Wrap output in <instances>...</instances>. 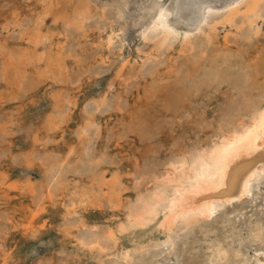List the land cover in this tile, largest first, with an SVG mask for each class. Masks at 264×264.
<instances>
[{
  "label": "bare ground",
  "instance_id": "6f19581e",
  "mask_svg": "<svg viewBox=\"0 0 264 264\" xmlns=\"http://www.w3.org/2000/svg\"><path fill=\"white\" fill-rule=\"evenodd\" d=\"M66 2V5L73 7L74 11H71V19L70 21H67L70 23L72 22V24L76 26V29L79 28L78 32L80 35L82 33H86L89 30L87 28H93L88 26L89 24L84 23V19L86 20V18H90V15H92H88L90 13V9H93L92 7L90 8L91 4L89 5L88 0H77L76 3L72 2L71 0H66ZM136 5L141 8V13L139 16L145 19L144 22L139 24V27L141 28V33H139V41L143 43V47H137L138 59L134 58L133 61H131L130 55H123L121 59L122 67H118L114 74V76L118 77L117 79L121 80L126 90L119 89L118 86H115L114 82L111 81L107 84V87L104 89V91H101L96 96L91 98L89 97L91 100L87 101L83 108L85 111L84 115L81 113L79 114V116H83L84 122L76 125L78 126L76 127V131L78 133L77 135L82 137L87 135V133L89 135V138L85 137V139H87L85 140L87 141L84 144L85 147L80 148L83 150H78L79 152L77 153L75 149L76 147L74 148V146H70L67 148L65 153H59L58 155V153H52L55 148L47 149V152L51 151V153H45L46 148H44L45 150L42 148V150H44V152L42 151L43 153L34 155V159L37 157L39 160H41L43 167L39 170L42 169L41 171L43 172L41 173L39 180H32L29 177L25 178V185L29 186L27 189L29 188V190H31L30 192L32 193L35 192L32 194V197L34 199V205L36 208H31V214L28 218L29 220L24 224V226L26 230L31 228L29 230L32 231L35 220L38 219L37 217H40V215L37 214L39 212L41 213L46 211L47 205L45 202H43L44 196L50 194V196L53 198L58 194H54L55 190L51 186L50 182H56L53 184L55 189L62 186V188H64L66 180L63 181L62 176L58 178V174L60 172L63 174V172L66 171L79 170L80 175L83 172H85L84 174L88 175L93 170H99L101 167H104L105 164H108V160H110V156L112 154H110L107 149L102 150L99 149L101 147H94L92 144L93 140L91 138L94 135L96 137L95 139L100 138L99 135L101 133L100 128L102 121L106 120L107 117L112 114L117 115V112L119 113V111H122L126 108L127 103L124 104L125 102L123 103V101L127 98L126 96L132 92L130 89L135 85L139 86L141 81L144 84L149 83L150 81L147 82V79L150 78L152 80V83L150 84L153 88L149 86L151 88L149 89V94H144L145 92H143V89L142 92L145 97L147 96L149 101L146 102L152 106H147L144 108L141 106L142 104H139L138 107L134 106L135 108L130 107L125 109L126 111L124 110V112L128 111L125 115L124 112H121L122 116H120L121 113L118 114L119 116H117L120 117L119 125L122 123L125 124L129 118V120H131V123L127 122V124L124 126V131L120 132V136L123 137L128 135V133H133L135 131H137V135L140 131L142 132L140 134L142 141H150L152 137L154 138L158 136L162 140V143L160 144L162 147L167 143L165 139L162 138V134L166 136L168 131V137L172 139L174 130L180 131V134L187 130L190 133V138H192V144L186 149H182V136H180V139L174 143L170 140V142L173 143L174 148H172L168 155L162 158L160 162L154 163L152 166L150 165L151 162L149 163L146 161V163L143 164L144 168L139 170L138 174L136 172L137 175H135L134 180H132V186L134 189H136V193L133 198L128 199L126 202H124V205H122V215L116 219H110L103 227L98 226V228H96L97 225H92L93 230L88 234H84L82 232L78 233L79 235L76 234L77 238H79V241H77L79 242L78 245L81 248L87 250V252L90 253H88V255L95 256V262L97 264H133V262L137 260V254L140 255L144 252L146 253V250H149V248L156 245L163 246V249H161L162 256L160 259H158L159 263L157 264H186L181 260L180 257V246L182 244L180 239H178L181 234L180 231L187 227L195 226L202 220H208L220 207L229 205L236 200H240L246 196H249L253 192L254 188L259 187L260 184L264 182V75L261 77L262 79L259 78V75L264 73V45H262L263 48H261L259 51L257 47L253 49V45L257 46L256 43L261 39V37H263L264 40V33H261L262 30L259 24V20L264 19V0H107L105 3H102L99 6V13L94 11L95 9L93 12L100 14L104 20H107L108 12L106 13V10L108 7L113 8L114 16H116L118 20L120 19L121 23H119L118 26H115L109 22V30L107 29L108 32H106L99 41L97 39V46L95 45L96 47L94 50L103 46L101 50L106 48L108 52L113 51V45L117 41L123 40V34L121 31L123 30L124 24L126 22L125 18L127 9H132V7ZM94 16L92 15V17ZM92 17L91 19L95 18ZM22 18H24V16ZM109 19L111 21V18ZM24 21H21L20 24L23 25L24 23H27V21ZM220 25L223 27L229 25L234 30H232L231 33L225 34L222 41L220 38H218L219 32L217 33L218 26ZM98 27L100 29L102 28L101 26ZM67 29H69V27H67ZM67 29H65L66 32L68 31ZM12 34L14 35V33ZM37 34L38 39L34 42H41L43 40L44 34ZM83 35L85 36L86 34ZM69 38H66V44H64L66 42H64V40H66L64 38V43L59 41V43H56V45H58H55L53 49L51 46L52 40L50 43H46L44 39L43 45L45 46V49L43 53L37 52V54L33 52L31 55H23H25L24 57H27V61L29 63L31 62L30 58L35 57L37 60H39L44 56L46 60L44 61L46 63L45 65L54 67L56 70V72H54L57 74L59 73V75L62 73V69L63 74L64 69L65 71L67 69L64 75L66 78L68 76L70 79V72L72 68L69 66L67 67V57H78L79 54L80 56L86 55L87 57L88 53L90 56H92L95 51L96 56L97 54L98 56H101V53H98L97 50L92 53L89 51L87 54H85L87 51L84 52V50L81 51L84 52V54H81L80 52L78 53L76 51L78 48L76 47L80 46L79 35L73 34L70 35ZM28 39L30 40L29 37ZM34 42L33 45L36 46ZM82 44L81 46H83L85 43L83 45ZM87 44L88 42H86L85 45ZM233 44H235V46H233ZM121 47L116 52L121 53L119 52L123 50ZM10 48H13V46ZM25 48L26 46H24V49ZM40 48H42V46ZM91 49V51H93V48ZM20 51L19 54L21 55V52L24 51ZM37 51L39 50L37 49ZM15 53L17 54V52ZM1 55L3 56V54ZM120 55H122V53ZM90 56L88 55V57ZM3 57H5V55ZM8 58L9 57L7 56L6 60H9ZM21 59H23L22 56ZM3 60L5 61V58ZM3 60L1 61L0 59L1 62H3ZM19 60L20 59H18V62ZM86 60L88 61V58H86ZM23 61L21 62L23 63ZM33 61L35 60L33 59ZM94 61L105 63L107 62V59L103 56L100 58L94 57ZM10 62L12 64V61ZM76 62L79 63L78 60H76ZM110 63L112 62L110 61ZM75 64L77 63H74V65ZM37 65L39 66L38 63ZM126 65L127 68L124 67ZM9 66L10 65H8V67ZM11 67L13 68V71H15L14 69L16 66L12 65ZM11 67H9V69ZM18 67L21 69L20 65ZM27 67L29 68V66H26L25 69ZM44 67L46 68V66L41 67V71L39 70L40 73L43 71L42 68ZM75 67L77 68V65ZM80 67H82L80 75L77 77L78 79H76V81L79 82L80 79L84 78V76L89 72H95V74L103 75L105 71H108V73L110 71L109 66L107 65H103L101 66L100 70H95L93 72L89 70V68L84 70V65H81ZM102 67H105V69ZM4 70L5 69H3V71ZM48 72L49 71H47V74ZM2 75H4L3 72ZM37 76L40 77V74H37ZM88 77L91 78L92 76H87L86 78ZM41 78L43 77L41 76ZM52 78L55 80L54 76ZM7 79L10 78L7 77ZM114 80L115 79H113V81ZM57 81H59L58 78L56 82ZM70 81L74 82L73 79H70L69 82ZM118 81L119 80H117V82ZM30 82L31 83L29 85L31 87L32 80ZM62 82L64 83L65 80ZM121 82L118 85H120ZM187 83H189V85H187ZM223 83L230 85L232 89H236L234 90L235 92H233L234 94L230 92L231 94L229 95V92H227L226 89L223 90ZM12 86H15V84ZM77 87L79 86L77 85ZM4 90L6 89L4 88ZM8 92L11 93L10 91ZM26 93L28 94V92ZM236 93H240L244 97V108L242 107L239 111L232 114L229 112L224 113L223 110L222 113H220L219 116H217L214 120L206 119L207 115L210 114V110L206 107L211 106L218 96L224 97L223 99H225L226 105L231 107L234 106V100L232 97H236ZM74 96L77 97V94ZM68 98L71 97H66L65 99L69 101L70 99ZM65 99H62V101H65ZM23 101L24 100H22V102ZM67 102L66 104H68ZM70 104L74 103L70 102ZM18 106L19 105H17V107ZM52 107L53 106H51V108ZM152 107L153 111H151ZM57 111L58 113H64L66 108L57 107ZM215 111L216 109H214V112ZM68 112L66 111V113ZM149 112L152 113L154 118L153 120H150L152 117H148L150 115ZM67 117L68 116L64 117V119ZM47 118H49V116L46 117V119ZM61 118L63 119V117H60V119ZM0 125H2V122ZM110 125H112V123ZM210 126L213 127L214 132L212 136H210V140L204 142L201 136H199L198 132H201ZM150 127L154 130V134L145 136L147 133L145 134L143 132H146V130L148 131ZM54 128H56V126ZM91 128L94 129L90 131ZM114 128H117V126ZM119 128L117 129L118 131L121 129ZM106 131H108L107 139L112 138L111 134H113V126L112 128H108ZM54 132L55 131H53V133ZM117 134H119V132ZM34 137L36 139V136H33V138ZM46 137H49V133ZM167 141H169V139ZM45 143L47 144V142H44V144ZM4 145L6 146L7 144ZM62 145L63 144H61L60 148H62ZM56 146L58 147V143ZM105 146L107 145L105 144ZM5 150L3 149V151ZM1 153L0 156L2 155ZM147 153L153 157L156 153V150L152 146L151 151H148ZM72 154L73 156L70 157ZM114 156L112 157V162L110 161L112 164H114ZM123 158H120L119 161H121ZM34 159L30 157L27 158L26 161L33 166L34 164L32 162H34ZM75 162H79L80 164L75 166L76 164L73 165ZM78 167H81V169H78ZM140 168H142V166ZM60 169L63 170L60 171ZM109 172L111 173L109 179H106V172L100 174L98 173L93 181L99 184L95 183L94 187L92 188H85L87 185L82 187H74L75 190H73L70 199H68L69 202L65 203V206H67L65 209L66 214H77L78 207L84 205L88 198L91 199L89 192H93L95 189L100 190V187H102V184H104L106 180L107 184H109V187L111 188V191H115L117 188L122 189V182H119L121 180L120 176H118L116 168L110 169ZM47 177H49V183L43 184L41 180H44ZM84 181H81V184ZM66 183L68 185V182ZM95 185H97V187H95ZM36 186H39L40 189L37 188L32 190L33 187ZM46 188H49V191L48 189L46 190ZM62 188H59V190L62 191ZM97 194L98 193H96V195ZM92 201L90 202L92 203ZM118 202H113L112 206L121 205ZM93 204L95 203L93 202ZM107 206L109 208L110 204ZM35 217L37 219H35ZM76 222H71L70 227L77 226L79 223ZM37 224H39V222H37ZM67 224L69 225V223ZM85 226L86 225H84V227ZM214 245L211 253L218 258H222V256L226 253V248L221 245ZM81 248L79 250H81ZM259 262L264 264V257L259 259ZM196 264L225 263L214 262V259H210L207 263Z\"/></svg>",
  "mask_w": 264,
  "mask_h": 264
},
{
  "label": "rangeland",
  "instance_id": "374dc122",
  "mask_svg": "<svg viewBox=\"0 0 264 264\" xmlns=\"http://www.w3.org/2000/svg\"><path fill=\"white\" fill-rule=\"evenodd\" d=\"M63 1L65 2V4ZM63 1L61 0H0V59L2 61L5 58V61L3 60L4 63L0 61V75L2 76V77L0 76V92H1L0 94L1 95L0 96V100H1L0 101V105H1L0 106V113H1L0 123L2 122V125H3V122H4L3 126L0 125V148L2 149V150L0 149V153L3 152L1 153L2 155L0 156V165H1L0 166V172H1L0 173V264H4V263L5 264H97L95 262L96 261L95 256L88 255L89 252H87V250H84L78 245L79 238H77L76 234L81 233V232L84 234L85 233L88 234L89 232L93 230L92 225L93 226L97 225L96 228H98V226L103 227L110 219L112 218L116 219L117 217H120L122 215L123 213L122 205H124V202H126L128 199L133 198L136 193V189H134L132 186V180H134L135 175L139 173V170H142L144 168L143 164L146 163V161H148L149 163L151 162L150 163L151 166L154 163L160 162L162 158H164L166 155H168L171 152L172 148H174L173 143L176 142L178 139H180V136L183 137L181 140L183 141L182 146H181L183 147L182 149H186L187 147H189V145L192 144L191 143L192 138H190L189 136L190 133L187 130H185L181 134H180V131L174 130L172 139L168 137L169 135L168 131L166 133V136L162 134L161 135L162 138L165 139V141L167 142L162 147L160 146V144L162 143V140L158 136L154 138L152 137L150 141H147V140L142 141L141 135H140L142 132L140 131L138 132L137 135H136L137 131H135L133 133L130 132L128 133V135L123 136L124 138L120 136V132L124 131V126L127 124V122H130L131 120H129L130 119L129 118L128 121L125 122V124L122 123L121 125H119L120 117H118L119 116L118 114H120L121 112L123 113L125 109H128L130 107H133V108L138 107L139 104L140 105L142 104L141 106L144 108H146L147 106H152L147 103L149 101L147 99V96L145 97L144 95L146 93L149 94V89L153 88L151 87L152 85L150 84L152 83L151 82L152 80L150 78L147 79V82L149 81L150 82L145 83V84L142 83L141 81L142 84L140 83L139 86L137 85L133 86V88L134 87L136 88L134 89L131 88L130 90H132V92L126 96L127 97L126 99H124L123 103L124 102H125L124 104L127 103L126 108L122 111H119V113L117 112L118 116L116 114H112L108 116L106 120L102 121V125L100 128L101 133L99 135L100 138L95 139L96 138L95 135L91 138L93 140L92 144L94 145V147L95 146L101 147L99 149H102V150L107 149L108 152L112 154L110 156V160H108V164H105V166L101 167V169L99 170H96V171L93 170L95 172L92 171L91 173H94V174L90 173L87 175V174H84L85 172H83L80 175L79 170H76L77 172L76 171H66V172H63V174L60 172L58 174V178L62 176L63 179L62 178L61 179L63 181L66 180V182H68V185L65 182L66 185L64 184V188H62L63 187L62 186V187H57L58 189L57 188L55 189L53 184L56 182L55 181L53 183L50 182L51 186L55 190L54 194H57V193L58 194L56 195V197H53V198L52 196H50V194L47 195L48 197L46 195L44 196L43 202H45L47 205L46 211L41 212V213L39 212L37 214V215H40V217H37L38 219L35 217V219L37 220H35L34 222L32 231L29 230L31 228H29L28 230L25 229L24 224L27 223V221L29 220L28 218L30 217V214H31V208L32 207H33L32 209L36 208V206L34 205V199L32 197V194H34L35 192L32 193L30 192L31 190H29V188L27 189V187L29 186L25 185L26 184L25 178L29 177L32 180H39L40 175L43 172L41 171L42 169L39 170L40 168L43 167V165L41 164V160H39V158L37 157L36 159H34V155L38 153L39 154L43 153L45 150L44 148H46L45 153H51V151L47 152V149L55 148V150H53L52 153H56V154L58 153V155L59 153L60 154L65 153V151H67V148H69L70 146H74V148L76 147L75 149L77 153L83 150L80 148L85 147L84 144L85 142H87L85 141L87 140L85 139V137L89 138V135L88 133L87 135L83 137L77 135L78 133L76 131L77 130L76 127L78 126L76 125L84 122L83 120L84 118L82 115H84L85 111L83 108L85 104L87 103V101L91 100L89 99V97L91 98L93 96L98 95L101 91H104V89H106L107 87V84L111 81L114 82L115 86H118L119 89L126 90L121 80L117 79L118 77L114 76L115 70L118 67H122L121 59L123 55L124 56L130 55V60L133 61L134 58L138 59L137 47L139 46L141 48L143 47V43L139 41V33H141V30H140L141 28L139 27V24L144 22L145 19L139 16L141 13V8L136 5V6H133L132 9H127L126 11V18H125L126 22L124 24L123 30L121 31V33L123 34V40L117 41L113 45L114 52L113 51L108 52V50L105 47H104L105 49L101 50L103 46L100 47L99 49H95L97 50L98 53H101V56L107 59V62L101 63L100 61L99 62L94 61V57H97V58L101 57V56H98V54L97 56L95 55L96 51L94 50V48L97 46L96 44L97 39L99 41L105 35V33L108 32L109 22H111L115 26H118L119 23H121L120 19L118 20L116 16H114V10L113 8H110V7H108L106 10V13L108 12L107 20H104V18H102L100 14H98L99 13L98 11H100L99 6L102 3H105L107 0H88L89 5L91 4L90 8L91 7L93 8L92 10L90 9V13L88 15L90 14H92L93 16L95 15L94 17L97 19L92 17V15H90V18L88 17L86 18V20L84 19L85 21L84 23L89 24L88 26H91L94 29L87 28L90 31L89 30L87 32L85 31L86 33H82L81 34L82 36H81L80 33L78 32L79 28L76 29L75 28L76 26L73 25L72 22L70 23L67 21V20L70 21L71 19L70 14L72 13L71 11H73V7H71L70 5H66L67 4L66 0H63ZM71 1L75 3L77 2V0H71ZM93 10L98 13L93 12ZM23 16L24 18H22ZM91 17L94 19H91ZM109 18H111V21ZM21 21H24V22L27 21V23H24L23 25H21L20 24ZM259 24L262 30L261 33H264V19L262 20L260 19ZM66 26L69 27V29H67ZM98 26H101L102 28L100 29ZM21 28H24V29H21ZM65 29H67L69 33L68 31L66 32ZM232 30L233 28H231L229 25H226L224 27L221 25L218 26V29H217V33L219 32L218 38H220L222 41L224 38V35L227 33H231ZM12 33H14L15 36ZM37 33L44 34L43 40L45 39L44 41H46V43L47 42L50 43L52 40V45H51L52 49L55 47L56 43H59V41L60 42L62 41V43L66 41L64 43L66 44L67 37L69 38L70 35L78 34L80 38V46L76 47L78 48L76 51L78 53L80 52L81 54H84V52L86 51L87 52L85 54H87L89 51L90 53L95 51L92 56H90V54L88 53L90 57H88V55L87 57L86 55H83L85 56L83 57V56H80V54L78 57L77 56L67 57V60H68L67 67L69 66L72 68V69L70 68L71 69L70 79L71 80L73 79L74 82L72 81L69 82L70 80L69 77L68 76L67 78L65 77L64 74L67 71V69L66 71L64 69V74H63V69H62V73L60 71L61 74L59 75V73L58 74L55 73L56 70L54 67L45 65L46 63L44 61L46 60L44 56L41 57L39 60H37V58L35 57L30 58L31 59L30 63L27 61V57H24L25 55L23 54L31 55V53L33 52L34 53L44 52L45 46L43 45V40L41 41L42 43L40 41H37L38 43L34 42L38 39ZM83 34H86V35L84 36ZM27 36L30 38V40L28 39ZM64 38L66 40H64ZM90 41L94 43H91ZM33 42L36 44V46L33 45ZM82 42L83 44L84 43L86 44V42H88L89 46L88 44L83 45ZM81 44L83 46H81ZM256 44L257 46L253 45V49L257 47L259 51L261 48H263L264 47V46L262 47V45H264L263 37H261V39ZM10 45H12L13 48H10L12 47ZM24 46H26L25 49H24ZM41 46L42 48H40ZM233 46H235V44H233ZM120 47L123 49L122 51H119L122 53V55H120L121 53L116 52L118 51ZM91 48H93V51H91L92 50ZM37 49L39 51H37ZM20 50L24 52H21ZM83 50L84 52H81ZM10 51L12 54L10 53ZM19 51L22 53L21 55L19 54ZM15 52H17V54ZM1 54H3V56L5 55V57H3ZM7 56L9 57L8 58L9 60H6ZM21 56L24 59V61L23 59H21ZM86 58H88V61L86 60ZM18 59L23 61V63L20 60H19L20 62L19 63ZM33 59L35 61H33ZM109 59L112 63H110ZM76 60H78L79 63L76 62ZM10 61H12V64ZM15 61L17 62V64L19 63L18 66L20 65L21 69L17 66ZM37 63L39 64V66L37 65ZM74 63H77V64L74 65ZM32 64H36V65H32ZM80 64L85 66L84 70L89 68V70H91L92 72L95 70H100L101 66L103 65L104 66L107 65L109 66L110 71L109 73L108 71H105L103 75L95 74V72L93 73L89 72L87 75L84 74L85 75L84 78L80 79V82H79V81H76V79H78L77 77L80 75V71L82 68L80 67L81 66ZM8 65H10L9 67L13 65V66H16L17 68L15 67L14 69L15 71H13V68L11 67L9 69ZM24 65L25 67L29 66V68L27 67L28 70L27 68L25 69ZM76 65H77V68L75 67ZM43 66H46V68L45 67L42 68L43 71L40 73L41 67ZM124 67L127 68V65ZM102 68L105 69V67H102ZM3 69L5 70L3 71ZM47 71H49L48 74H47ZM2 72L6 77L2 75ZM37 74L38 75L40 74V77L37 76ZM263 75L264 73L260 74L259 78L262 79L261 77H263ZM41 76L43 78H41ZM53 76L55 77V80L54 78H52ZM87 76H90V77L92 76V77L91 78L88 77L89 78L88 79L86 78ZM7 77H9L10 79H7ZM57 78L59 81L56 82ZM113 79L115 80L113 81ZM31 80H32V84L30 87L29 84L31 83L30 82ZM64 80L65 82L63 83L62 81ZM117 80L121 82L120 85H118L120 82L119 81L117 82ZM13 82L15 86H12L14 85ZM35 82L37 85L35 84ZM223 84H224L223 90L226 89V91L229 92L228 93L229 95L235 92L234 90L236 89H232L230 85H226L225 83ZM70 85H74L75 87L70 86ZM77 85L79 87H77ZM187 85H189V83H187ZM4 88L6 90H4ZM1 89L3 92L1 91ZM119 89H118V92H119ZM142 89H143V92H145L144 94L142 92ZM5 91L7 95L5 94ZM8 91H10L11 93H9ZM26 92H28V94ZM75 94H77V97L74 96ZM13 95H16V96H13ZM60 95L63 100L66 97H71V98H68L70 99L69 101L65 99L66 102L68 101L67 102L68 104H66L65 101H62V99L60 98ZM140 95L141 96L143 95V96L141 97ZM56 96L58 99L56 98ZM12 97L13 98L15 97V98L13 99ZM140 97H141V100H140ZM143 97L146 99H144ZM223 98L224 97L218 96L214 100L215 102L211 104V106L206 107L207 109L210 110V114L207 115V118H206L207 120H214L217 116H219L220 113H222L223 110H224V113L229 112L232 114L234 112L236 113L237 111H239L242 107L244 108L243 106L245 102L243 99L244 97L240 93L238 94L236 93V97H232L234 100V106H231V107H228L226 105L225 99ZM22 100L24 101L22 102ZM138 100L141 102H139ZM70 102L74 104H70ZM16 104L19 106L17 107ZM68 105L69 106L71 105L70 108ZM51 106L53 107L51 108ZM57 107L66 108V111L67 112L70 111V112L66 113L65 111L64 113H58ZM214 109H216L215 112H214ZM151 111H153V107L151 108ZM127 112H124V115L127 114ZM80 113L82 115L79 116ZM122 113L120 116H122ZM149 113L150 115L148 117L150 118L152 117L150 120H153L154 118H153L152 113L151 112ZM60 114L63 116H61ZM11 116L14 118H12ZM48 116L49 118L46 119V117ZM66 116L68 117L64 119V117ZM60 117H63L64 121L62 118L60 119ZM112 118L114 119V121ZM7 121L8 122L10 121L11 123L10 122L8 123ZM111 123L112 125H110ZM60 124H62L63 126ZM55 126L56 128H54ZM112 126H113V134H111L112 138L107 139L108 131L106 130H108V128H112ZM116 126L117 128H114ZM118 128L120 129L119 131L117 130ZM93 129L94 128H91L90 131H92ZM50 131L52 133L53 131L55 132L52 134ZM118 132L119 134H117ZM213 132H214L213 127L210 126V127L205 128L201 132H198V134L199 136H201L204 142L205 141L207 142L208 140H210V136H212ZM48 133H49V137H46ZM143 133L145 134L147 133L145 136H148L149 134L150 135L154 134V130L150 127L148 131L146 130V132H143ZM33 136H36V139L35 137L33 138ZM168 139L169 141H167ZM170 140L173 141V143L170 142ZM43 141L47 142V144L45 143L46 144L45 145ZM57 143H58V147L56 146ZM4 144H7V145L5 146ZM61 144H63L62 148H60ZM105 144L107 146H105ZM151 145L153 146V148L156 150V153H157V154L155 153L153 157L148 155L147 153L148 151H151L152 149ZM42 148L44 150H42ZM3 149L4 150L6 149V150L3 151ZM72 156L73 154L70 157ZM113 156L115 159L113 162L114 164L110 163ZM30 157L34 159V162H32L34 164L33 166L26 161L27 158H30ZM120 158H123V159L119 161ZM151 158L153 161L151 160ZM79 164H80L79 162H75L73 165L77 166ZM141 166L142 168H140ZM112 168L113 169L116 168L118 176H120V180H121L119 182H122L123 190L117 188L115 191H118V192L111 191V188L109 187V184H107V180H106V182L102 184V187H100L101 188L100 190L95 189L96 191L93 190V192H89L91 199L88 198L87 202H85L84 205H81L80 207H78L77 214L75 213V214L67 215L66 210H65L67 206H65V203L69 202L68 199H70L71 194L73 193V190H75L74 187L76 186L82 187V186L87 185L85 186V188H89V187L92 188L94 187L95 183L99 184L93 181L94 178L98 175V173L100 174V173L106 172L105 173L106 179L107 178L109 179L110 174H111L109 170ZM78 169H81V167L80 168L78 167ZM61 170L63 169H60V171ZM63 175L64 176L67 175V176L64 177ZM41 181L43 184H48L49 177ZM81 181H84L85 183L82 182L81 184ZM95 187H97V185H95ZM37 188L40 189L39 186H36V187H33L32 190H35ZM59 188H62V191L59 190ZM47 189L49 191V188H46V190ZM96 193L98 194L96 195ZM89 200L90 201L93 200L92 203ZM116 201L117 202L119 201L118 203L121 205L112 206V203ZM93 202L95 204H93ZM109 204L110 206L108 208L107 205ZM81 218L83 221L81 220ZM80 220L85 223H82ZM74 221L75 222L77 221L76 223H79V224H77V226L70 227L71 225L70 223ZM37 222H39V224H37ZM66 222L69 223V225ZM84 225L86 226L84 227ZM81 227H84V228H81ZM203 228H205L206 230ZM180 232L181 234H180V237L178 238L180 239V242L182 243L180 246V249H181L180 257H181V260L185 262L186 264L207 263L208 260L210 259H214V262H220V263H225V264H261L259 262V259H262L264 257V182L261 183L259 187L254 188L253 192L249 196H246L240 200H236L229 205H224L223 207H220L208 220H202L197 225L187 227ZM214 244H216L217 246L221 245L226 248V253L225 255L222 256V258H218L214 254L211 253ZM80 248L81 250H79ZM161 249H163L162 245H156V246L149 248V250H146V253L144 252L140 255L137 254L138 255V256L136 255L137 260H135L133 264H142V263L143 264H153V263L157 264L159 263L158 259H160L162 256Z\"/></svg>",
  "mask_w": 264,
  "mask_h": 264
}]
</instances>
